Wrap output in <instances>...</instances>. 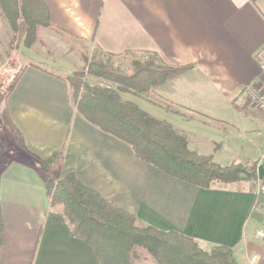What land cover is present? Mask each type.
Returning <instances> with one entry per match:
<instances>
[{
    "label": "crops",
    "instance_id": "crops-1",
    "mask_svg": "<svg viewBox=\"0 0 264 264\" xmlns=\"http://www.w3.org/2000/svg\"><path fill=\"white\" fill-rule=\"evenodd\" d=\"M45 1L52 27L38 28L33 45H25V31L14 37L9 22L4 24L8 35L0 33V75L21 74L8 108L27 149L47 159L66 146L60 177L75 173L143 224L180 232L206 248L230 247L237 264H249L254 254L264 264V228L250 217L257 198L251 183L203 189L163 174L79 114L69 84L57 77L86 68L87 59L110 64L111 57L127 53L191 64L156 87L149 104L131 100L148 106L144 109L154 117L171 118L167 120L178 131L186 132L191 149L212 155L222 166L256 159L262 150L240 147L238 141L244 126L259 123L253 115L258 109L244 108L237 96L250 84L264 87L256 59L264 50V0ZM45 29L63 58L46 50ZM150 99L194 111L200 119L187 112L178 115ZM202 117L228 121L234 132ZM243 148L246 153L241 155ZM24 156L20 159L29 162ZM22 162L10 163L0 175L5 224L0 264H101L94 248L72 235L62 212L50 207L44 181ZM136 252L139 257L131 264H159L146 249L137 247Z\"/></svg>",
    "mask_w": 264,
    "mask_h": 264
},
{
    "label": "trees",
    "instance_id": "trees-1",
    "mask_svg": "<svg viewBox=\"0 0 264 264\" xmlns=\"http://www.w3.org/2000/svg\"><path fill=\"white\" fill-rule=\"evenodd\" d=\"M0 8L15 32L21 24L25 28V45L36 40L40 27H52L51 13L45 0H0ZM42 68L39 65H36ZM193 65H174L155 56L141 61L135 59L133 68L125 71L110 65L90 61L84 71L57 76L70 86L76 111L102 132L128 144L134 155L160 172L187 184L211 189L219 184L241 181L257 183L258 164L242 162L222 166L212 155L201 154L190 148L188 138L175 126L152 116L133 100H124L123 93L148 92L164 85L168 79L191 69ZM5 87L0 84V125L5 124L8 139L0 137V157L4 150L12 156L0 175L12 162L32 168L44 181L52 209H59L68 222L71 233L94 248L101 264H131L138 258L136 248L149 251L159 264H237L232 248L213 245L208 248L198 240L176 231H164L141 223L137 217L103 197L84 184L75 173L60 177L66 146L43 159L30 152L16 127L8 98L20 79ZM111 81L118 88L91 84L86 78ZM4 143V145H2ZM8 154V153H7ZM264 193H258L250 217L264 222ZM5 224L0 203V249L4 242Z\"/></svg>",
    "mask_w": 264,
    "mask_h": 264
},
{
    "label": "rangeland",
    "instance_id": "rangeland-1",
    "mask_svg": "<svg viewBox=\"0 0 264 264\" xmlns=\"http://www.w3.org/2000/svg\"><path fill=\"white\" fill-rule=\"evenodd\" d=\"M0 20L3 21L2 25H0V33L2 35H4V34L5 35H8L7 34L8 32L5 33V31H4L5 30V27H6V26L4 27V24H6V22H8V20L6 19L5 15L3 14L1 8H0ZM47 28H50V27H47ZM12 29H13V27H12ZM13 31H14V29H13ZM24 31H25L24 25L21 24V29L19 30V32H15L14 31V33H16V35H14V37L15 36H18L19 33H21V32L23 33ZM44 32L45 33H44V36L43 37H44V43L46 45V50H49L50 54L52 56L54 55L55 58L58 59V60L60 58H63L64 55L62 53H59V51L52 44L51 35L47 33V29H45ZM53 41L56 42L59 46H64L58 40H53ZM32 45H33V43H32ZM72 49H75V45L72 47ZM135 59H139L141 61H144V60L149 59V57L147 56L145 58H136L135 55H132V54L127 53V54H125V56H120V57H117V58L111 57V61L112 62L110 64H107V63H104V64L110 65L113 68H120V69H124L125 71H130L133 68V61ZM90 61L100 62V61L95 60V59H90V60L87 59V62L88 63H87L86 68L79 69L77 71H84V70H86L87 67H88V64L90 63ZM62 74H64V73H62ZM67 75H69V74H64V76H67ZM70 75H72V74H70ZM15 76H16V74H12V73L6 71L2 75H0V84L2 83V84L5 85V87H7L8 85H10L13 82ZM86 79L91 84H96V85L98 84V85L105 86V87L108 86V87H112L113 88V86H114L113 84H116V83L111 82V81H105V80L103 81V80L98 79L97 77H93V76L92 77H87ZM155 89H156V87L151 88L148 92H140V91L139 92L138 91L126 92V93H123L122 94V97H123L124 100L135 99L138 102L147 103V102H149V99L148 98H150V97L151 98H156L155 96H150L154 92ZM150 100H156V99H150ZM156 102L159 103L163 109L173 110V112L177 113L178 115H181L182 116V115H184V113L187 112L186 114H188L190 117H192V118H199L200 119V114H198V113H196L194 111H183V109H177L175 106H172V104H170V103H168V102H166L164 100H161V99L156 100ZM237 102H239L238 99H237ZM147 104H149V103H147ZM239 104H241V103L239 102ZM249 106H251V105H249ZM249 106H248V104H245V106H243V107L246 108V107H249ZM144 108L145 109H148L149 107L148 106H144ZM257 111L255 110V113L256 114H253V115L254 116L257 115V118H258L259 123L257 121H254L253 124H247L246 126H244V131L241 133V135H244V137H242L241 139H239L238 142H242L243 143V145L240 146V147H244V145H245L247 147L250 146L253 149L257 148V150L259 148V151L262 150L261 151V153H262V152H264V119L261 116H259V115H262L261 112L259 110H257ZM158 116L159 117H163V119H161V120L171 119L168 116H160V115H158ZM158 119H160V118H158ZM202 119H204L206 121H212V120H209L206 117H202ZM212 123H215L216 125H218L220 127V129L223 130L224 132L230 131V130L234 132V130L232 128L234 126L231 123H228V121H212ZM7 133H8L7 126L5 124L0 125V137L2 138V141H3L4 138H5V140L9 141L8 134ZM179 133L182 134V135H184V136H187L186 132L183 131V130H181V129H179ZM193 140L195 141L196 139L193 138ZM2 145H4V143H2ZM240 151H241V155H243L244 152L246 153V151H245L244 148L242 150H240ZM11 156H12V154H9V150H4V154H2V156L0 157V170L4 166L5 162L8 159H10ZM14 157H18V153H15L11 158H14ZM260 158H261V156L257 157L256 159H255V157H253L252 159H246V160H243L241 162L242 163H245L246 165H249L250 163H255V162L257 164H259L260 163ZM241 182H246V181H241ZM241 182H237V184H239ZM249 183H251V182H249ZM251 184H252L253 187L256 188V191H257L258 182L256 184L255 183H251ZM221 185H225V184H221ZM262 212L264 214V210H262ZM260 223H262L263 228H264V222H260ZM262 230H264V229H262Z\"/></svg>",
    "mask_w": 264,
    "mask_h": 264
},
{
    "label": "built area",
    "instance_id": "built-area-1",
    "mask_svg": "<svg viewBox=\"0 0 264 264\" xmlns=\"http://www.w3.org/2000/svg\"><path fill=\"white\" fill-rule=\"evenodd\" d=\"M256 59L258 61L260 70L264 72V50L257 53ZM238 101L242 104L252 105L257 108L264 115V87L258 84H250L244 87L237 96ZM259 165H264V152L261 155ZM264 193V179L258 180L257 194ZM264 236V233H262ZM249 264H263L261 258L254 254L249 259Z\"/></svg>",
    "mask_w": 264,
    "mask_h": 264
},
{
    "label": "water",
    "instance_id": "water-1",
    "mask_svg": "<svg viewBox=\"0 0 264 264\" xmlns=\"http://www.w3.org/2000/svg\"><path fill=\"white\" fill-rule=\"evenodd\" d=\"M257 171H258L259 179L263 180L264 179V165H259Z\"/></svg>",
    "mask_w": 264,
    "mask_h": 264
}]
</instances>
